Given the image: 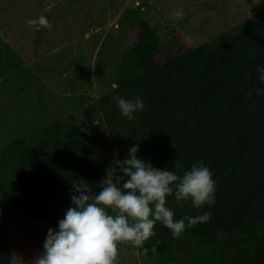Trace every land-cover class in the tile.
<instances>
[{
    "label": "trees",
    "instance_id": "obj_1",
    "mask_svg": "<svg viewBox=\"0 0 264 264\" xmlns=\"http://www.w3.org/2000/svg\"><path fill=\"white\" fill-rule=\"evenodd\" d=\"M137 25L143 34L124 53L118 87L100 106L108 125L124 137L122 161L138 144V158L155 168L182 176L202 162L216 182L215 203L203 208L211 214L209 221L186 228L178 239L157 222L155 236L138 248L142 259L264 264V96L255 91L264 89L257 71L264 66V10L164 62L157 58L162 37L142 16ZM115 97H140L145 108L129 121ZM4 154L14 172L0 177V207L33 219L45 217L50 194L72 206V181L83 178L95 190L110 167L90 158L87 136L77 129L56 149L48 139H20ZM167 206L176 220L203 214L190 200L181 206L174 196L167 198Z\"/></svg>",
    "mask_w": 264,
    "mask_h": 264
},
{
    "label": "rangeland",
    "instance_id": "obj_2",
    "mask_svg": "<svg viewBox=\"0 0 264 264\" xmlns=\"http://www.w3.org/2000/svg\"><path fill=\"white\" fill-rule=\"evenodd\" d=\"M262 10L264 0H0V177L14 172L7 145L48 139L56 149L73 129L87 136L93 161L111 166L114 150L122 161L124 137L108 125L100 106L112 94L124 53L143 34L139 16L162 37L157 58L164 62ZM41 15L51 29L27 24ZM54 199L50 194L43 219L0 207V264H34L48 230H58L71 207ZM118 264L153 263L122 244Z\"/></svg>",
    "mask_w": 264,
    "mask_h": 264
},
{
    "label": "clouds",
    "instance_id": "obj_3",
    "mask_svg": "<svg viewBox=\"0 0 264 264\" xmlns=\"http://www.w3.org/2000/svg\"><path fill=\"white\" fill-rule=\"evenodd\" d=\"M27 24L52 28L43 15L27 20ZM257 71L259 80L264 82V66ZM255 91L264 96V89ZM247 95L251 97L252 90ZM114 99L121 115L129 121H134V114L145 108L140 97ZM138 152V144L130 147L128 157L121 161L118 150H114V159L106 170V177L99 182L98 192L83 178L72 181V206L59 220L58 230H48L43 252L35 258L34 264H118L119 246L143 247L155 236L157 222L178 239L186 228L209 221L211 214L203 208L214 205L216 182L207 166L202 162L193 164L179 176L175 171L158 169L150 161L141 160ZM180 168V162L176 161L175 169ZM169 196H174L181 206L190 200L203 214L174 219V211L167 206ZM152 252H156L155 246ZM144 253H148L147 248Z\"/></svg>",
    "mask_w": 264,
    "mask_h": 264
}]
</instances>
